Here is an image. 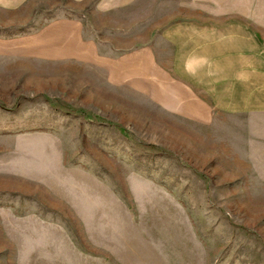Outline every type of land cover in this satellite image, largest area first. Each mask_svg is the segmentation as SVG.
I'll return each instance as SVG.
<instances>
[{
    "label": "rangeland",
    "instance_id": "374dc122",
    "mask_svg": "<svg viewBox=\"0 0 264 264\" xmlns=\"http://www.w3.org/2000/svg\"><path fill=\"white\" fill-rule=\"evenodd\" d=\"M93 32L114 56L152 31ZM39 66L0 58V264H264L261 141L227 115L200 126L128 92L130 118L64 108L36 89Z\"/></svg>",
    "mask_w": 264,
    "mask_h": 264
},
{
    "label": "crops",
    "instance_id": "0c3cea01",
    "mask_svg": "<svg viewBox=\"0 0 264 264\" xmlns=\"http://www.w3.org/2000/svg\"><path fill=\"white\" fill-rule=\"evenodd\" d=\"M142 1L99 0L86 25L79 14L88 0H41L42 12L34 0H0V58L39 64V93L54 90L64 108L93 117L128 118L122 92L200 126L227 115L234 132L262 142L264 164V0H150L149 12ZM49 9L62 14L32 27ZM162 14L171 16L159 23ZM100 29L152 32L112 56L93 32Z\"/></svg>",
    "mask_w": 264,
    "mask_h": 264
}]
</instances>
